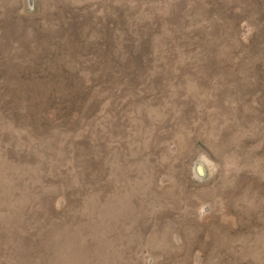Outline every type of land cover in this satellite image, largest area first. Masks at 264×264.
<instances>
[{
    "label": "rangeland",
    "instance_id": "rangeland-1",
    "mask_svg": "<svg viewBox=\"0 0 264 264\" xmlns=\"http://www.w3.org/2000/svg\"><path fill=\"white\" fill-rule=\"evenodd\" d=\"M0 264H264V0H0Z\"/></svg>",
    "mask_w": 264,
    "mask_h": 264
}]
</instances>
